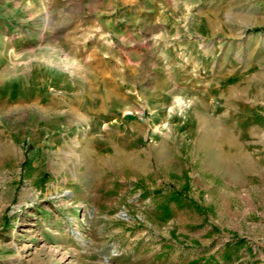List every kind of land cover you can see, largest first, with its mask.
<instances>
[{
    "label": "rangeland",
    "instance_id": "obj_1",
    "mask_svg": "<svg viewBox=\"0 0 264 264\" xmlns=\"http://www.w3.org/2000/svg\"><path fill=\"white\" fill-rule=\"evenodd\" d=\"M0 264H264V0H0Z\"/></svg>",
    "mask_w": 264,
    "mask_h": 264
},
{
    "label": "bare ground",
    "instance_id": "obj_2",
    "mask_svg": "<svg viewBox=\"0 0 264 264\" xmlns=\"http://www.w3.org/2000/svg\"><path fill=\"white\" fill-rule=\"evenodd\" d=\"M182 101H178V106L179 107H182ZM175 109H176V107L175 106H172L169 110H170V112H171V114H173V112H175ZM127 113V112H126Z\"/></svg>",
    "mask_w": 264,
    "mask_h": 264
}]
</instances>
